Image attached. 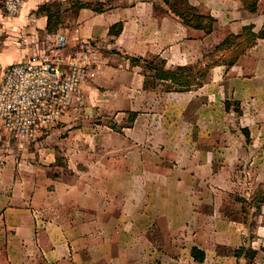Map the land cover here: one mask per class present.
Here are the masks:
<instances>
[{
    "label": "crops",
    "instance_id": "crops-1",
    "mask_svg": "<svg viewBox=\"0 0 264 264\" xmlns=\"http://www.w3.org/2000/svg\"><path fill=\"white\" fill-rule=\"evenodd\" d=\"M53 1L73 3L23 0L15 16L0 6V83L56 33L68 38L61 54L93 44L104 66L39 142L0 131V264H264V37L188 91L166 90L131 60L196 66L230 33L262 30L264 0L255 12L241 0H188L215 17L211 33L163 0H81L108 5L68 11L47 33L37 10Z\"/></svg>",
    "mask_w": 264,
    "mask_h": 264
},
{
    "label": "built area",
    "instance_id": "built-area-1",
    "mask_svg": "<svg viewBox=\"0 0 264 264\" xmlns=\"http://www.w3.org/2000/svg\"><path fill=\"white\" fill-rule=\"evenodd\" d=\"M21 0H6L16 14ZM68 43L64 33L54 34L38 59L8 66L0 83V131L10 141L33 144L58 126L62 116L84 98L81 83L102 70L99 56L90 46L63 55Z\"/></svg>",
    "mask_w": 264,
    "mask_h": 264
},
{
    "label": "trees",
    "instance_id": "trees-1",
    "mask_svg": "<svg viewBox=\"0 0 264 264\" xmlns=\"http://www.w3.org/2000/svg\"><path fill=\"white\" fill-rule=\"evenodd\" d=\"M71 7H64L56 1L42 4L37 13L48 17L46 26L47 31H56L63 24L65 15L68 11L77 12L82 8H91L97 12L104 11L101 2H83L81 0H72ZM243 6L255 12L258 9L259 0H241ZM168 6L167 11L178 16L181 21L192 28L204 30L211 33L215 28L216 19L211 14H204L194 6L187 5L188 0H163ZM123 30V23L117 22L110 28L112 35L118 36ZM264 37V28L259 32L253 30V26H245L240 33H230L211 52L204 55V60L200 64L192 67L166 68L165 59H148L143 57H132L133 63H143L145 69L152 72L147 76L156 81L165 83V89L168 91H188L194 87L202 86L210 69L215 65L225 64L230 67L234 65L239 58L245 54L258 38ZM152 81V80H151ZM148 82V81H147ZM243 248L237 250V255H241ZM192 254L198 261H203L205 254L199 248L194 246ZM254 255L252 256V258Z\"/></svg>",
    "mask_w": 264,
    "mask_h": 264
},
{
    "label": "rangeland",
    "instance_id": "rangeland-1",
    "mask_svg": "<svg viewBox=\"0 0 264 264\" xmlns=\"http://www.w3.org/2000/svg\"><path fill=\"white\" fill-rule=\"evenodd\" d=\"M96 2H101L102 4H103V7H104V9H106L107 8V3H105V2H102V1H96ZM22 4H23V0H21V5H20V9H19V11L16 13V14H18L19 12H20V10H21V6H22ZM0 6H1V8H2V10L7 14V15H9V16H15L16 14H11L9 11H8V9H7V7H6V0H0ZM167 6V5H166ZM191 6V5H190ZM167 9H168V6H167ZM69 14V13H68ZM67 15V14H66ZM65 15V16H66ZM64 23V22H63ZM63 25V24H62ZM61 25V26H62ZM61 26L59 27V29L61 28ZM58 29V30H59ZM58 30H56V31H51V32H49V31H47V33H54V32H57ZM46 43H47V39H46ZM80 45V44H79ZM86 45H89L90 46V49H91V52H94V53H96L98 56H99V58H100V60H101V63H102V67L104 66V62H103V60H102V55L100 54V52L98 51V48H96L93 44H89V43H86ZM47 46V45H46ZM145 66V65H144ZM167 68V67H166ZM208 76V75H207ZM207 78V77H206ZM88 79V78H87ZM206 79H204V81H205ZM204 84V83H203ZM164 87H165V85H164ZM200 87V86H199ZM195 88V87H194Z\"/></svg>",
    "mask_w": 264,
    "mask_h": 264
}]
</instances>
